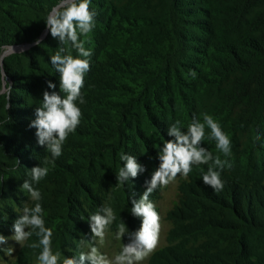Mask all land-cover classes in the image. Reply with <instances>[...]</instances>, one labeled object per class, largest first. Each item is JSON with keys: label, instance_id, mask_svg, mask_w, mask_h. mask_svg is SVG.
<instances>
[{"label": "trees", "instance_id": "obj_1", "mask_svg": "<svg viewBox=\"0 0 264 264\" xmlns=\"http://www.w3.org/2000/svg\"><path fill=\"white\" fill-rule=\"evenodd\" d=\"M59 4L0 0V51L37 41ZM89 10L96 15L87 38L80 36L92 53L81 89L85 103L76 101L82 116L62 145L65 160L46 165L64 182L66 202L81 198L97 210L110 203L125 153L145 168L116 187L119 205L131 210L159 167L160 148L172 139L168 127L180 120L186 131L193 117L208 113L229 136L231 153L217 151L207 128L202 146L232 167L221 172L224 188L216 192L202 182L207 165L193 166L171 215L176 229L152 261L264 264V0H91ZM59 47L78 57L47 29L39 45L2 59L9 90L0 91V153L21 175L28 158L38 166L52 159L29 125L44 91H53L48 81L65 95L50 63Z\"/></svg>", "mask_w": 264, "mask_h": 264}, {"label": "clouds", "instance_id": "obj_2", "mask_svg": "<svg viewBox=\"0 0 264 264\" xmlns=\"http://www.w3.org/2000/svg\"><path fill=\"white\" fill-rule=\"evenodd\" d=\"M91 0H60V4L53 8L48 14L45 22L53 39L59 41V45L70 42L78 57L74 58L66 52L64 47H59L56 53L50 56V63L59 73L60 92L62 97L54 89L56 85L47 82V88L52 92L44 91L43 101L40 107L35 109V120L29 127L36 129L37 142L40 146H46L51 154V160L45 158V165L53 164L54 160L62 154V145L70 133L75 132L82 116L81 109L76 101L84 104L85 100L81 94L84 86L85 74L90 70L91 50L85 48V41L80 36L87 38L95 26V13L89 10ZM36 45L40 41H35ZM189 74L195 78L196 73L189 70ZM5 86L7 83L5 81ZM202 120L193 117L187 130H182L181 121L176 120L167 129V136L172 138L163 143L158 152L159 167L152 173L150 181H146V190L139 200L132 199L131 214L141 218V226L135 233H129L125 225H121L115 234L116 240H122L125 235L129 237V243L122 245L120 251L109 260L100 254L93 245L96 238L103 240L108 226L116 219L114 211L110 206L101 209L88 218L91 237L82 239L80 243L89 248L87 252H80L77 257H64L61 261V253L52 251L51 228L45 226L44 209L39 203L42 199L41 192L33 187V183H39L49 173V167L37 166L30 170L31 180H25L21 186L22 191L29 194L32 206L25 203L20 215L12 226L14 235L11 240L22 244L28 240L33 233L39 238L38 243H31L32 249L40 248L37 256L38 264H140L158 244L160 232V216L155 205L150 201L151 193L158 186H166L172 182L178 174L187 178L193 166L207 165V170L202 172V182L205 186L219 192L224 188L221 172L232 165L228 160H222L220 155H213L211 151L202 146L205 138V129H210L209 139L215 141L216 149L225 157L231 153V140L222 130L220 124L208 113H202ZM260 139L259 136L256 137ZM123 166L116 175L117 185L126 184L130 178L135 179L138 174L145 171L136 157L125 153L120 154ZM28 229V231H25ZM9 238L0 235V245L8 242ZM9 255L13 248L4 249Z\"/></svg>", "mask_w": 264, "mask_h": 264}, {"label": "rangeland", "instance_id": "obj_3", "mask_svg": "<svg viewBox=\"0 0 264 264\" xmlns=\"http://www.w3.org/2000/svg\"><path fill=\"white\" fill-rule=\"evenodd\" d=\"M8 47L3 48L0 53ZM20 54V52L11 53ZM10 55V54H8ZM6 55V56H8ZM5 57V56H4ZM0 77H1V93H8L9 86H5V81L9 80L3 72L2 61H0ZM4 79V80H2ZM32 150L29 151L31 153ZM61 161L65 160V156L58 157ZM39 162L28 158V167L24 175L17 173V167L10 159L5 158L0 153V181L5 186V190L0 191V235L8 239L4 245H0V264H38L37 256L41 251L40 248L32 249L29 247L31 243H38L39 238L33 235L22 244H18L11 240L14 235L12 226L15 220L22 215V209L25 203L32 206L33 202L29 198L26 191L21 190V186L25 180H31L30 170L37 167ZM45 162L41 165L44 167ZM187 179L178 174L177 177L166 186H158L150 195L149 199L154 203L156 211L160 216V232L158 244L140 264H174L171 259L162 256L157 261H152L154 256L160 254L169 245L172 231H175V221L171 215L181 206L183 195L181 191L182 184ZM64 182L50 173L39 183H33V187L41 192L42 199L39 201L44 209L45 226L53 231L52 251L61 253V261L64 257H77L80 252H87L89 248L82 245L80 241L91 237L88 218L98 212L95 202L93 206L83 204L81 198L77 205L66 202L67 194L63 192L59 186ZM117 185H112L108 197L111 202L104 200L103 206L112 207L116 219L108 226L105 231L103 240L96 238L92 243L98 249L99 253L109 260L120 251L122 245H127L129 241L128 235L122 240H116L115 234L119 226L125 225L129 233H135L141 226V218L134 217L131 210L119 205V198L116 194ZM94 193L98 190L93 189ZM66 195V196H65ZM28 231V229H25ZM13 248L11 255L4 249ZM165 259L168 261L166 262Z\"/></svg>", "mask_w": 264, "mask_h": 264}, {"label": "water", "instance_id": "obj_4", "mask_svg": "<svg viewBox=\"0 0 264 264\" xmlns=\"http://www.w3.org/2000/svg\"><path fill=\"white\" fill-rule=\"evenodd\" d=\"M58 6V5H57ZM56 6V7H57ZM55 8V7H54ZM47 33V29L45 30V32L39 37V41L41 39L44 38V36L46 35ZM34 44H36L35 42L34 43H27V44H22V45H17V46H10L8 47L6 50H4L0 56V61H2L3 57L8 55V54H11V53H16V52H22L24 50H27L29 47L33 46Z\"/></svg>", "mask_w": 264, "mask_h": 264}]
</instances>
